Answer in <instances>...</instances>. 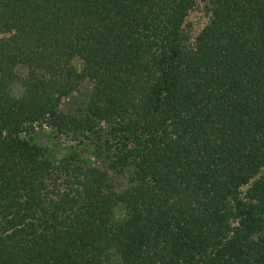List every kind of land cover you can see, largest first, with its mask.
Instances as JSON below:
<instances>
[{
    "label": "trees",
    "instance_id": "16d2710c",
    "mask_svg": "<svg viewBox=\"0 0 264 264\" xmlns=\"http://www.w3.org/2000/svg\"><path fill=\"white\" fill-rule=\"evenodd\" d=\"M197 2L0 0V264H264V0Z\"/></svg>",
    "mask_w": 264,
    "mask_h": 264
},
{
    "label": "rangeland",
    "instance_id": "374dc122",
    "mask_svg": "<svg viewBox=\"0 0 264 264\" xmlns=\"http://www.w3.org/2000/svg\"><path fill=\"white\" fill-rule=\"evenodd\" d=\"M208 0H198L195 8L188 14L185 20V26L189 31V35L191 37H195V35L201 30V28L207 23L209 15L207 10ZM89 85L87 83H83L80 86V93L87 92ZM38 142L42 145H48L58 154H63L67 148H69L70 144H74L67 137L62 135H57L53 138H43L38 140ZM88 159L92 162H95V158L93 155L89 154L88 151L83 153Z\"/></svg>",
    "mask_w": 264,
    "mask_h": 264
}]
</instances>
